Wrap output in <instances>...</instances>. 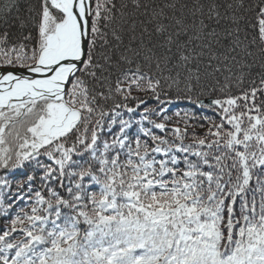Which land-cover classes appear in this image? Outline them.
I'll return each mask as SVG.
<instances>
[{"label": "snow or ice", "instance_id": "obj_1", "mask_svg": "<svg viewBox=\"0 0 264 264\" xmlns=\"http://www.w3.org/2000/svg\"><path fill=\"white\" fill-rule=\"evenodd\" d=\"M0 221V264H264V0H0Z\"/></svg>", "mask_w": 264, "mask_h": 264}, {"label": "trees", "instance_id": "obj_2", "mask_svg": "<svg viewBox=\"0 0 264 264\" xmlns=\"http://www.w3.org/2000/svg\"><path fill=\"white\" fill-rule=\"evenodd\" d=\"M153 104H154V102H153ZM130 106H131V105H130ZM168 107H169V110L167 111L166 114H167L169 117L172 118V124H170L169 127H174V126H175V122H176L177 120H180L181 117H183L184 112L187 111V112L189 113L190 116L193 114V110H192L191 105H189V104H187V103H185V102H180V103H177V104H175V105L168 106ZM141 110H142V109H141ZM177 112L180 113V116H177V115H176ZM203 114H205V115H211L210 112H208V113H203ZM196 115H197V116H200V115H202V113L197 112ZM137 119H138V117H137ZM181 126H182V124H181ZM168 135L170 136V135H171V132H169ZM0 223H3V222L0 221ZM83 227H85V226H82V228H81V231H82V232H83Z\"/></svg>", "mask_w": 264, "mask_h": 264}]
</instances>
